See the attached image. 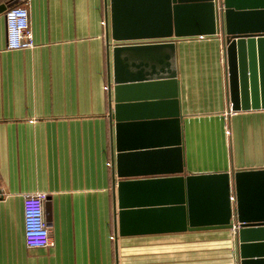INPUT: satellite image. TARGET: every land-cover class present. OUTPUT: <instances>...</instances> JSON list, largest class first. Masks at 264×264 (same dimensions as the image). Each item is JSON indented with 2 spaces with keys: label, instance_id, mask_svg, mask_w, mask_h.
Instances as JSON below:
<instances>
[{
  "label": "crops",
  "instance_id": "1",
  "mask_svg": "<svg viewBox=\"0 0 264 264\" xmlns=\"http://www.w3.org/2000/svg\"><path fill=\"white\" fill-rule=\"evenodd\" d=\"M27 8L32 49H6L0 14V264H239L233 230L119 236L112 184L108 85L116 45L174 44L178 104L154 114L159 122L179 115L180 176L264 170V110L225 116L222 32L118 43L110 0H29ZM149 102L143 97L140 122L153 114ZM37 192L47 195L46 249L26 247L23 237V196Z\"/></svg>",
  "mask_w": 264,
  "mask_h": 264
},
{
  "label": "water",
  "instance_id": "2",
  "mask_svg": "<svg viewBox=\"0 0 264 264\" xmlns=\"http://www.w3.org/2000/svg\"><path fill=\"white\" fill-rule=\"evenodd\" d=\"M17 2L1 4L0 14ZM219 6L217 0H110V36L121 43L222 32L231 110H264V0H219ZM160 55L164 62L156 61ZM112 58L116 232L233 230L239 264H264V170L180 176L179 115L156 120L159 106L178 104L174 44L116 45ZM143 97L153 113L146 122L138 114Z\"/></svg>",
  "mask_w": 264,
  "mask_h": 264
},
{
  "label": "built area",
  "instance_id": "3",
  "mask_svg": "<svg viewBox=\"0 0 264 264\" xmlns=\"http://www.w3.org/2000/svg\"><path fill=\"white\" fill-rule=\"evenodd\" d=\"M23 4L14 5L4 12L6 23V49L8 51L26 50L34 47L33 35L30 29L29 0H20ZM218 3V10L219 0ZM107 88L105 87V90ZM233 111L225 113L228 116ZM229 131H226L228 134ZM45 193L25 194L22 201L23 237L26 247L31 249H46L52 246L47 223L44 216ZM233 200V197H231Z\"/></svg>",
  "mask_w": 264,
  "mask_h": 264
},
{
  "label": "trees",
  "instance_id": "4",
  "mask_svg": "<svg viewBox=\"0 0 264 264\" xmlns=\"http://www.w3.org/2000/svg\"><path fill=\"white\" fill-rule=\"evenodd\" d=\"M12 1H14V0H7V3H10V2H12Z\"/></svg>",
  "mask_w": 264,
  "mask_h": 264
}]
</instances>
